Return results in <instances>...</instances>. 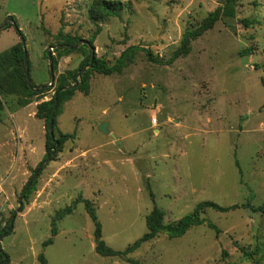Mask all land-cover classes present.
I'll list each match as a JSON object with an SVG mask.
<instances>
[{
    "label": "rangeland",
    "instance_id": "rangeland-1",
    "mask_svg": "<svg viewBox=\"0 0 264 264\" xmlns=\"http://www.w3.org/2000/svg\"><path fill=\"white\" fill-rule=\"evenodd\" d=\"M122 1L119 16L93 19V0H0V26L11 18L22 31L31 80L41 88L27 107L19 94L1 95L0 232L14 218L3 233L2 264H42L40 254L46 264H264V211L242 205L207 208L206 221L184 235L160 232L124 255L97 252L84 199L96 209L103 240L117 250L148 231L154 205L175 223L205 200L264 203V0H238L234 17L219 19L191 42L190 53L169 63L184 32L225 0ZM67 36L93 39L97 58L109 64L131 45L160 61L143 49L121 72L92 70L87 91L79 88L87 70L69 78L79 84L60 107L54 137L75 135L50 156L49 121L37 115L38 104L54 97L61 74L82 69L90 51L79 46L60 55ZM20 40L8 23L0 53Z\"/></svg>",
    "mask_w": 264,
    "mask_h": 264
},
{
    "label": "trees",
    "instance_id": "trees-1",
    "mask_svg": "<svg viewBox=\"0 0 264 264\" xmlns=\"http://www.w3.org/2000/svg\"><path fill=\"white\" fill-rule=\"evenodd\" d=\"M238 0H225L224 5L217 7L215 10L211 11L208 16L203 20V22L197 26L196 28L186 30L182 36L181 45L173 52L171 58L167 61L173 62L180 56H185L191 51V42L196 39L198 36L202 35L207 30L211 29L214 24L221 18L225 16L234 17L236 15V3ZM125 4L122 0H93L92 5L90 7V16L93 19H103L108 16H119L124 9ZM246 22H248V18H245ZM79 41L78 39L70 38L69 36L66 37L63 46L59 50V54H65L68 52L73 51L69 45H75ZM90 46V51L87 54L86 62L81 64V67H85L91 58V46H93V39L89 40L88 43H84L80 45L78 48L80 51H84L85 47ZM144 48H141L139 45H131L126 48L120 56L116 59L115 63L109 64L103 58L95 57L94 63L91 68H89L83 75H82V83L79 85V88L82 90H88L89 88V81L86 77H88L89 73L92 70H96L101 73L111 74L113 72H121L129 63L133 62L137 53ZM148 57L153 61H160L157 56L149 51L145 50ZM54 57V56H53ZM56 58L54 57L53 63H55ZM78 75L77 70H68L66 73L61 74L59 78V85L57 87L56 93L58 94L59 104L58 110L56 112V117L59 114L60 107L64 101L68 100L74 94L75 88H67L61 90L62 87L70 85L69 78H76ZM33 84V83H32ZM35 87V85L33 84ZM45 86H43L44 89ZM41 88H31L26 76V65H25V52L24 46L22 41L20 40L16 44H14L10 49L5 50L4 52L0 53V121L2 120L3 115V103L1 99L2 94L7 93H16L21 95L19 99V103L21 106H26L33 101L34 95H39L41 93ZM56 93L51 100L42 101L38 104L37 115L45 117L46 120H51L53 108L55 105L56 100ZM56 117H55V126H56ZM50 132V130H49ZM75 133H62L58 138L57 141L60 142V145L63 144L67 139L73 138ZM49 137V150L47 152L48 155H54V149L56 148V140L53 139L51 133L48 135ZM59 145V147H60ZM58 147V148H59ZM57 148V149H58ZM57 152V150H56ZM36 184V178L33 180L31 185L29 186L25 197H28L29 194L34 190ZM87 210L91 215L92 219L96 224L95 229V238H96V250L98 253L102 255H124L129 253L130 251L139 247L143 242L149 241L153 239L155 236L158 235L160 232L167 233L170 237H179L186 233V231L192 227L197 226L206 221L205 218L201 216V213L205 211L207 208H213L220 211H229L230 209H234L240 207L241 205L244 207H249L252 210H262L264 211V203L258 206H255L251 203V197L245 203L242 204H232L229 206L220 205L214 201H201L199 202L192 213L184 215L178 222L175 223H166L165 222V215L166 212L161 207L154 205L152 211L147 215L146 221L148 226V231L141 236L138 240H136L133 244L127 247L125 250H117L113 247L106 244V242L102 238V225L98 219V215L96 212L95 207L93 206L92 202L89 199H84ZM75 206H68L64 210L60 211L57 214L58 218L64 217L66 214L72 212ZM10 222L6 224L5 227L1 229V234L8 231L10 227ZM56 224V222L54 223ZM207 224L212 227L216 228L217 226L212 223L211 221H207ZM56 226V225H55ZM57 232L56 227H53L52 233L55 235ZM53 240L49 238L44 243L45 245L52 243ZM40 260H42V264H46V260L43 254H40ZM4 256L2 252H0V264Z\"/></svg>",
    "mask_w": 264,
    "mask_h": 264
},
{
    "label": "water",
    "instance_id": "water-1",
    "mask_svg": "<svg viewBox=\"0 0 264 264\" xmlns=\"http://www.w3.org/2000/svg\"><path fill=\"white\" fill-rule=\"evenodd\" d=\"M8 23H14L16 28L18 29L19 31V34H20V37H21V41L23 43V46H24V52H25V65H26V76H27V79H28V82H29V85L31 88H35L32 84V80H31V75H30V67H29V55H28V50H27V47H26V39L22 33V31L17 27L16 23L14 22L13 19H9L5 24H3L2 26H0V29L7 26ZM83 43H88L89 44V41L87 39H81L77 42V44L75 45H69V44H65L67 46H69L71 49H77L80 45H82ZM91 58H90V61L88 63L87 66L83 67L81 70H79L78 72V76L81 75L83 72H85L86 70H88L89 68L92 67L93 63H94V60H95V57H96V48L95 46H91ZM48 58H49V66H50V72H51V83L49 85H53V82H54V79H55V72H54V64H53V53L52 51L49 49L48 50ZM78 82H75L73 84H70L68 86H65V87H62L61 90H64V89H67V88H75L78 86ZM58 104H59V98H58V94L56 93V100H55V105H54V108H53V112H52V116H51V120H50V124H49V130H50V133L53 137L54 140H56V138L54 137V133H55V117H56V112L58 110ZM100 128L102 130H106V126L105 125H101ZM113 138L116 139L117 142H119L120 140L117 139V136L113 134ZM60 145V142L56 140V148L54 149V153L56 152L57 148L59 147ZM48 158H46L40 165L39 167L37 168V170L35 171V173L33 174V176L31 177L30 181L28 182V184L26 185V187L24 188L22 194H21V197H20V203L22 205L23 203V197L26 195V192L29 188V186L31 185V183L33 182V180L37 177V175L39 174L40 170L42 169L44 163L47 161ZM13 225H14V218L11 219V222H10V227L8 229V232L12 231L13 229ZM4 237V234L0 235V252H2L3 256H4V259L2 261V263H5L7 262L8 260V256L7 254L3 251L2 249V246H1V241Z\"/></svg>",
    "mask_w": 264,
    "mask_h": 264
},
{
    "label": "crops",
    "instance_id": "crops-1",
    "mask_svg": "<svg viewBox=\"0 0 264 264\" xmlns=\"http://www.w3.org/2000/svg\"><path fill=\"white\" fill-rule=\"evenodd\" d=\"M27 107V106H26ZM23 108H25V107H23Z\"/></svg>",
    "mask_w": 264,
    "mask_h": 264
}]
</instances>
